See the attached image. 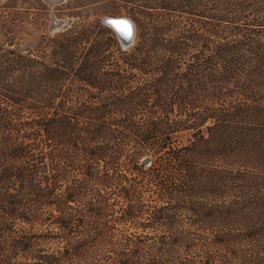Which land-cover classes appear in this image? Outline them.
Returning a JSON list of instances; mask_svg holds the SVG:
<instances>
[{
  "label": "trees",
  "instance_id": "16d2710c",
  "mask_svg": "<svg viewBox=\"0 0 264 264\" xmlns=\"http://www.w3.org/2000/svg\"><path fill=\"white\" fill-rule=\"evenodd\" d=\"M126 1L0 42V264H264V0Z\"/></svg>",
  "mask_w": 264,
  "mask_h": 264
},
{
  "label": "rangeland",
  "instance_id": "374dc122",
  "mask_svg": "<svg viewBox=\"0 0 264 264\" xmlns=\"http://www.w3.org/2000/svg\"><path fill=\"white\" fill-rule=\"evenodd\" d=\"M52 1L0 0V42L11 41L21 46H27L30 43H37L41 40H45L46 42L48 37L66 29L75 32V30H80L84 27H91L95 30H99L101 27L100 29L106 28L115 38V41L106 47L105 54L119 55V44L122 48L128 47L122 44L116 31L103 21V17L105 15L123 14L133 19V10L136 9L133 3L126 0H58L54 4ZM52 15L65 19V23L56 28H51ZM96 36V34L82 35L78 39L79 47L82 49L83 46L89 45ZM40 49L50 50L51 46L47 48L42 46ZM90 87L92 86L90 85ZM77 182L66 181L69 185L68 189L72 193H76L77 197L86 201L96 193L95 190L101 186L99 183L102 181H79L83 182L82 186L74 188ZM88 212L90 213L91 211ZM119 227L125 229L129 226L120 224ZM130 229L142 230L141 228L135 229L134 227Z\"/></svg>",
  "mask_w": 264,
  "mask_h": 264
},
{
  "label": "water",
  "instance_id": "95a60500",
  "mask_svg": "<svg viewBox=\"0 0 264 264\" xmlns=\"http://www.w3.org/2000/svg\"><path fill=\"white\" fill-rule=\"evenodd\" d=\"M65 19H60L55 15H52V21L50 24L51 28H56L65 23ZM103 21L111 26L118 34L122 44L129 46L133 43L136 35V24L135 21L127 15H105ZM151 157L146 155L142 158L143 164H149Z\"/></svg>",
  "mask_w": 264,
  "mask_h": 264
},
{
  "label": "flooded vegetation",
  "instance_id": "af4514ba",
  "mask_svg": "<svg viewBox=\"0 0 264 264\" xmlns=\"http://www.w3.org/2000/svg\"><path fill=\"white\" fill-rule=\"evenodd\" d=\"M54 1H55V0H53L52 3H53ZM56 2H58V1H55L54 4H55Z\"/></svg>",
  "mask_w": 264,
  "mask_h": 264
},
{
  "label": "bare ground",
  "instance_id": "6f19581e",
  "mask_svg": "<svg viewBox=\"0 0 264 264\" xmlns=\"http://www.w3.org/2000/svg\"><path fill=\"white\" fill-rule=\"evenodd\" d=\"M55 1H58V0H55ZM55 1H54V2H55Z\"/></svg>",
  "mask_w": 264,
  "mask_h": 264
}]
</instances>
